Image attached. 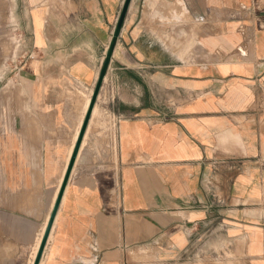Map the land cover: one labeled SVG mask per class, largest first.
I'll list each match as a JSON object with an SVG mask.
<instances>
[{"label":"crops","instance_id":"1","mask_svg":"<svg viewBox=\"0 0 264 264\" xmlns=\"http://www.w3.org/2000/svg\"><path fill=\"white\" fill-rule=\"evenodd\" d=\"M123 1L1 13L0 264L34 262ZM39 264H264V0L131 1Z\"/></svg>","mask_w":264,"mask_h":264},{"label":"water","instance_id":"2","mask_svg":"<svg viewBox=\"0 0 264 264\" xmlns=\"http://www.w3.org/2000/svg\"><path fill=\"white\" fill-rule=\"evenodd\" d=\"M131 1L132 0H124L123 1L122 7H121V10H120V13H119L118 21H117V24H116L113 41L111 42V44H110V46L108 48V51H107V54H106V58H105V62L103 64L102 69L100 70V73H99V76H98V79H97V82H96V85L94 87V91H93V94H92V97H91V100H90V104H89V107H88V110H87V113H86V116H85V119H84V122H83V125H82V128H81V131H80V134H79V137H78V140L76 142L72 157H71V159L69 161L66 173L64 175L62 184L60 186L56 201H55L53 209L51 211V214H50L46 229H45L43 237L41 239V242H40V245H39L38 251L36 253V256H35L33 264H39V262H40L44 246L46 244V241H47V238H48V235H49V232H50L54 217L56 215L58 206L60 204V200L62 198L66 183L68 181V178H69V175H70V172H71V169H72L75 157H76V153L78 151L81 139L83 137V134H84V131L86 129L88 120L90 118V114H91L92 108H93V106L95 104L96 98H97V96L99 94V91H100V89L102 87V83H103V80H104V77H105V74H106V68L108 66L109 58H110V56L112 54V51H113V48H114L115 40L118 37L120 29H121V27H122V25L124 23V20L126 18L127 13H128V9H129Z\"/></svg>","mask_w":264,"mask_h":264},{"label":"rangeland","instance_id":"3","mask_svg":"<svg viewBox=\"0 0 264 264\" xmlns=\"http://www.w3.org/2000/svg\"><path fill=\"white\" fill-rule=\"evenodd\" d=\"M15 0H0V23L1 22H6L5 17L2 16L1 13L8 11L9 17L7 19L8 24H16V16L12 15L13 14V9H15ZM24 22H27V20ZM7 40V39H4ZM11 42H16L15 39L10 38Z\"/></svg>","mask_w":264,"mask_h":264},{"label":"bare ground","instance_id":"4","mask_svg":"<svg viewBox=\"0 0 264 264\" xmlns=\"http://www.w3.org/2000/svg\"><path fill=\"white\" fill-rule=\"evenodd\" d=\"M44 228H45V226H44ZM42 235V234H41ZM40 239V238H39ZM41 240V239H40ZM38 248V247H37ZM32 261V260H31ZM30 263V262H29Z\"/></svg>","mask_w":264,"mask_h":264}]
</instances>
